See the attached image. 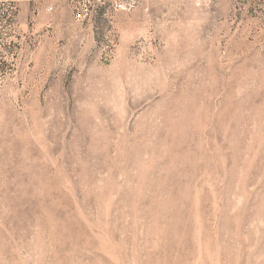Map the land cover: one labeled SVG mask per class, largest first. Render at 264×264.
<instances>
[{
	"label": "rangeland",
	"instance_id": "1",
	"mask_svg": "<svg viewBox=\"0 0 264 264\" xmlns=\"http://www.w3.org/2000/svg\"><path fill=\"white\" fill-rule=\"evenodd\" d=\"M0 264H264V0H0Z\"/></svg>",
	"mask_w": 264,
	"mask_h": 264
}]
</instances>
